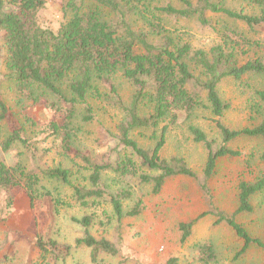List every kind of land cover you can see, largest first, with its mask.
<instances>
[{
	"label": "trees",
	"instance_id": "obj_1",
	"mask_svg": "<svg viewBox=\"0 0 264 264\" xmlns=\"http://www.w3.org/2000/svg\"><path fill=\"white\" fill-rule=\"evenodd\" d=\"M177 7L160 0H61L60 17L45 26L40 19L45 0H0V40L6 49V71L0 73V85L10 82L21 110L37 104L63 117L61 124L51 122L40 134L52 137L64 156L81 160L88 171L86 185H72L69 169L36 164L38 148L28 135L33 134L30 120L9 107L0 93V153L19 145L28 155L29 164L6 166L0 160V224L10 217L15 196L23 192L36 228L30 252L36 259L21 264H57L65 261L73 248H86L92 264L102 256L121 255V238L109 240L91 233L93 215L84 214L70 220L81 228V236L72 245L59 243L48 231L35 224V214L45 200L56 208L60 199L44 184L72 188L71 203L81 210L97 209L108 204L120 225L123 218H135L145 210V202L130 187L111 190L105 178L113 175L138 181L149 188V195H159L167 182L176 177L192 181L199 193L204 211L177 224L179 243L191 237L193 228L205 217L213 226L226 225L241 246L237 257L255 248L264 258V241L252 236L238 221L241 214L252 212L251 199L264 192V179L240 181L236 186V209L227 213L218 207L210 182L220 159H234L241 152L229 147L238 138H255L263 142L260 161L264 164V85L255 91V123L240 130H230L215 121L220 143L208 139L198 128L189 127L192 140L206 154L199 171L188 167L181 157L162 158L164 145L162 123L175 124L182 115L190 119L196 110L206 109L221 117L229 109L218 94L225 80L239 82L245 76L264 80V0H240L257 13L236 11L232 0H175ZM219 15L241 24L225 29L221 41L208 49L192 46L166 30L167 19L194 20L199 26L212 27L210 16ZM137 23L143 25L138 26ZM251 35L252 37H250ZM263 39V40H262ZM123 78L134 89L128 103L117 93L114 81ZM100 103V107H95ZM113 109L120 113L114 131L102 130L96 139L104 154L99 162L81 150L78 141L80 124H89L96 109ZM152 143L143 147L133 138ZM58 194L57 190H54ZM129 205V206H128ZM118 226V225H117ZM0 244V264L12 260ZM200 264L216 261L215 248L203 243L196 248ZM170 260L168 264H175Z\"/></svg>",
	"mask_w": 264,
	"mask_h": 264
},
{
	"label": "rangeland",
	"instance_id": "obj_2",
	"mask_svg": "<svg viewBox=\"0 0 264 264\" xmlns=\"http://www.w3.org/2000/svg\"><path fill=\"white\" fill-rule=\"evenodd\" d=\"M162 4L170 3L177 7L175 0H160ZM236 11L243 9L245 13H257L240 0H232L228 4ZM61 0H45V8L40 19L43 25L48 26L60 17ZM212 27L203 28L194 20L167 19L165 28L170 34L194 47L208 49L221 41V33L225 29L237 28L246 32L241 24L219 16H210ZM138 26H143L137 23ZM264 33V32H262ZM252 37L251 35H249ZM261 38H264L261 37ZM263 40V39H262ZM264 41V40H263ZM6 49L0 40V73L6 71ZM117 93L124 103H128L133 94V87L123 78L114 81ZM264 80L255 76H245L239 82L223 81L218 87L220 99L227 103L229 109L221 117H214L208 110H196L190 119L182 115L175 124L162 123L157 131L164 133V145L160 151L162 158L181 157L188 167L199 171L205 161L206 154L200 144L192 140L189 127L200 129L208 139L216 140L219 144V135L215 128V121L221 122L230 130H240L257 123L253 107L257 100L255 91L263 87ZM0 93L5 103L19 115L21 123L23 117L30 120L28 135L38 142V156L36 164H45L49 167L62 166L69 169L72 185H86L88 171L84 169L81 160L71 161L66 158L56 141L52 137L43 139L45 134L40 132L49 123L61 124L63 117L56 114L44 104H37L21 110L16 104V92L10 82L0 85ZM100 107V103H95ZM120 113L113 109L99 111L96 109L95 118L89 124H80L78 141L81 150L99 162L104 154V148L99 147L96 139L101 136L102 130L114 131ZM133 138L140 146L148 147L152 143L140 138L137 133ZM229 147L241 152V156L234 159H220L216 173L210 182L214 198L219 208L227 213L236 209V186L242 180L254 181L264 179V164L260 161L263 151V142L255 138H238L229 144ZM0 160L9 167L17 163L29 164L28 155L21 146L15 145L7 152L0 153ZM31 163V162H30ZM105 181L111 190L130 187L137 191L141 188L145 202V210L135 218H123L120 225L114 217L109 225L105 216H112L108 204L97 209L81 210L71 203L72 188L69 186H53L44 184L55 197L60 199L61 205L54 208L49 200L41 206L40 214H35V224L42 226L50 236L59 243L72 245L73 241L81 236V228L71 222L70 218H80L82 215H93L95 221L91 233L96 236H105L109 240L121 238V255L118 257L102 256L100 264H168L175 260V264H200L196 257V248L203 243H211L216 252V261L212 264H264V258L255 248H251L244 256L237 257L241 243L226 225L213 226V220L205 217L193 228L191 237L180 245L177 224L186 221L204 211L202 199L191 180L176 177L167 182L161 193L149 195V188L140 186L138 181L123 179L120 182L113 175H107ZM58 191V194L54 192ZM253 210L249 214H241L237 221L254 237L264 241V192L251 199ZM129 206V205H128ZM29 210L28 200L23 192L15 196L13 210L8 220L0 224V244L8 243L4 251L12 259L9 264H21L27 259H36L30 252L37 229L33 226V217ZM118 225V226H117ZM38 261L37 264H43ZM57 264H92L89 251L86 248H73L65 261Z\"/></svg>",
	"mask_w": 264,
	"mask_h": 264
}]
</instances>
